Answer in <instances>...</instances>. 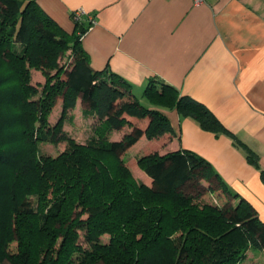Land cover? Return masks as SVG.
Here are the masks:
<instances>
[{"label":"trees","instance_id":"1","mask_svg":"<svg viewBox=\"0 0 264 264\" xmlns=\"http://www.w3.org/2000/svg\"><path fill=\"white\" fill-rule=\"evenodd\" d=\"M84 21L69 33L35 0H0V264H241L251 249L264 251V221L203 156L184 148L142 154L145 178L133 176L125 152L143 135L172 131L162 109L229 136L256 168L259 155L172 85L149 80L145 104L120 75L92 68L80 44ZM31 68L46 77L40 91L29 84ZM78 99L98 123L82 145L62 128ZM39 141L66 146L42 161ZM38 173L45 178L21 194Z\"/></svg>","mask_w":264,"mask_h":264},{"label":"crops","instance_id":"2","mask_svg":"<svg viewBox=\"0 0 264 264\" xmlns=\"http://www.w3.org/2000/svg\"><path fill=\"white\" fill-rule=\"evenodd\" d=\"M35 1L69 33L74 31L71 11L82 8L91 14L95 23L80 44L92 68L120 75L145 104L142 94L151 79L205 104L258 153L260 168L247 162L229 136L204 130L175 109H162L171 132L143 135L125 154L135 146L136 156L191 150L209 161L264 221V0H204L197 5L192 0ZM129 129L114 130L111 138L120 139Z\"/></svg>","mask_w":264,"mask_h":264},{"label":"rangeland","instance_id":"3","mask_svg":"<svg viewBox=\"0 0 264 264\" xmlns=\"http://www.w3.org/2000/svg\"><path fill=\"white\" fill-rule=\"evenodd\" d=\"M66 62H67V56H62L60 58V64L62 65ZM45 80H46V77L44 76L43 72L40 69H37V68L30 69L29 84L32 86H37L38 91L42 89V86L45 83ZM35 95L34 97H37L38 93ZM2 104L3 103L0 102V105H1L0 114L3 113L2 117H4L5 114L3 111L5 110V108H3L4 104L3 105ZM60 108H61V102L58 100L49 115V120L51 124H53L59 117ZM80 109L82 111V105L80 103V100L78 99L75 106L73 108L68 109L62 121L63 130L66 131L68 135L73 139V141L78 145H82L84 142H86L93 135V133H95V126L98 125V123L93 118L84 116L82 112L80 113ZM71 116L73 118H70ZM29 139H30V135L27 136V140ZM65 146L66 144L64 142L53 144L50 141H39L37 143V150L38 152H40V154H42V157L40 158V160L43 161V158H47V157L49 158L57 157L60 154V152L65 148ZM137 152H138V146L133 147L123 156V160L129 166L133 176L136 179H141V177L143 176V170H141L137 165L136 160H137V157L139 156V155L137 156L135 155ZM35 159H37V157H35ZM3 169L1 171L4 174L5 171ZM29 177L33 178L32 185L23 186L21 190V194L26 192L29 189L36 187L39 184V182L45 178V176L40 173H38L37 175L31 174ZM32 196L35 197V194H32ZM244 263L245 264H264V251L259 250V249H251L249 258H246L244 260Z\"/></svg>","mask_w":264,"mask_h":264},{"label":"built area","instance_id":"4","mask_svg":"<svg viewBox=\"0 0 264 264\" xmlns=\"http://www.w3.org/2000/svg\"><path fill=\"white\" fill-rule=\"evenodd\" d=\"M192 1L195 5L201 4L204 2V0H192ZM70 16H71L73 21H80L83 18H85L89 22V27L95 23L94 17L91 14L84 11L82 8H78V9L71 11ZM82 36H83V34L81 35V38H82Z\"/></svg>","mask_w":264,"mask_h":264}]
</instances>
